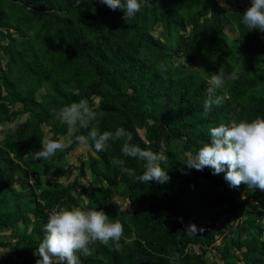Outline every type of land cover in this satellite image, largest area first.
<instances>
[{
    "label": "trees",
    "instance_id": "obj_1",
    "mask_svg": "<svg viewBox=\"0 0 264 264\" xmlns=\"http://www.w3.org/2000/svg\"><path fill=\"white\" fill-rule=\"evenodd\" d=\"M149 2L151 6L128 18L124 9L113 10L102 0H81L79 5L76 0H0V52L8 58L5 69L0 65V82L5 98L18 92L21 106L11 111L0 101V125L28 114L0 139V247L12 240L0 264H37L49 210L72 205L71 183L43 186L38 178L41 164L36 168L29 164L34 174L30 179L17 174L28 158L40 162L27 155L41 147L40 124H47L51 138L57 139L67 126L54 118L53 110L81 98L98 105L96 111L102 115L92 126L101 132L123 127L132 133L133 143L153 151L163 141L168 161L162 167L170 177L163 184L134 182L112 160L123 159L137 175L143 173L144 162L124 157L121 142L110 141L109 149L101 152L89 147L94 156L86 164L90 186L81 188L86 197L82 208L103 209L110 219H119L124 236L119 251L112 242L90 246L92 254L80 255L81 264H172L169 257L174 252L180 254L175 264H208L204 252L209 246L218 253L219 262L213 264H264V192L250 191L243 184L230 188L224 173L213 174L210 167L188 169L182 163L186 158L168 145L169 139L181 140L182 150L194 154L210 140L211 127L232 119L264 117V33L242 23L250 1L225 0L233 2L230 12L218 0ZM155 24L167 37L174 34L172 52L181 56L179 67L186 74L170 66V54L162 53V42L149 33ZM201 49L212 56L214 73L239 75L219 93L230 99L213 106L207 117L203 105L209 73L195 79L191 70L195 52ZM245 53H250L259 71L241 68ZM160 56L168 61L167 74L154 66ZM12 65L33 82L15 86L6 73ZM47 81L51 82L48 112L35 99V83ZM89 130L80 134L86 136ZM79 170L83 172L82 162ZM199 178L222 188L224 193H217L214 201H226L224 207L208 209L211 199ZM112 192L127 199L128 210L107 205ZM189 225L196 226V233H186ZM217 237L220 244L214 245Z\"/></svg>",
    "mask_w": 264,
    "mask_h": 264
},
{
    "label": "clouds",
    "instance_id": "obj_2",
    "mask_svg": "<svg viewBox=\"0 0 264 264\" xmlns=\"http://www.w3.org/2000/svg\"><path fill=\"white\" fill-rule=\"evenodd\" d=\"M109 8L124 9L128 18L134 17L144 6H151L149 0H102ZM81 0H76L79 5ZM221 6L226 7L223 2ZM242 23L248 30L264 33V0H250V5L242 14ZM239 79L238 71L226 74L223 71L211 74L207 80L206 99L203 105V116L207 117L213 106H220L226 99V93L219 94L226 85ZM93 106L86 98L72 102L59 110H53L54 118L67 126V135L61 138H45L41 147L34 153H28L33 159L48 160L57 152H62L72 143L77 142L85 147H94L97 152L109 149V142H121L122 154L144 162V171L137 175L136 170L125 166L123 159L114 158L112 164L133 181L149 183L155 181L163 184L168 176L163 164L168 155L161 141L158 151L142 148L133 143L132 133L123 127L115 131L101 132L92 122L99 118ZM90 129L87 135L80 130ZM210 140L194 154L189 153L182 162L188 169L203 170L210 167L213 174L224 173V179L230 188H239L242 184L250 191L264 192V117L257 116L252 120L232 119L209 129ZM45 236L38 245L37 252L41 257L37 264H81L80 255L90 256L92 245L113 243L116 251L121 248L120 240L124 236V225L119 219L112 220L103 209H84L82 207H58L50 212L45 224ZM186 233H196V226H187ZM172 264L180 259L174 252L169 257Z\"/></svg>",
    "mask_w": 264,
    "mask_h": 264
},
{
    "label": "rangeland",
    "instance_id": "obj_3",
    "mask_svg": "<svg viewBox=\"0 0 264 264\" xmlns=\"http://www.w3.org/2000/svg\"><path fill=\"white\" fill-rule=\"evenodd\" d=\"M231 1V0H230ZM250 1V0H249ZM218 2L221 4L222 2L227 5L226 7L222 6L223 9L227 12H230L231 9L233 8V2L228 4L225 2V0H218ZM188 28H186L187 31ZM149 33L156 39L160 40L163 44L162 46V53L164 54H170L172 58V63L170 66H178L179 70H181L182 73L186 74L187 70L186 69H180L179 64L182 62L181 56L177 54H173L172 49L174 46L175 38L174 34H171V36L167 37L165 35L164 31L161 28L160 24H155L150 28ZM234 32L227 33L228 36H232ZM243 58H245V62L242 63L241 68L243 70H246L250 73H254L256 71H259V67L254 63L253 57L250 55V53H245L242 55ZM8 58L6 55L2 54L0 52V65L3 69L6 68ZM194 61L195 65L191 69L197 78L199 77H206V73H209V77L211 74L214 73L213 71V58L211 55L206 53L204 50H199L195 52L194 56ZM154 66L157 68L159 72L162 74H167L168 72V61L164 56H160L154 61ZM7 77L9 80H12L15 84V86H23V84L31 83L33 82L30 78H27L18 68V65H12L10 69L6 71ZM207 77V80L208 78ZM36 86V91H35V99L40 103L42 108L48 112L49 111V106H50V94H51V82H39L35 83ZM6 89L3 88L1 82H0V101L3 102V104L6 106L8 110H18L20 109V101H17L19 98L18 92L13 90L9 93V98H5ZM11 97H14L12 99ZM28 114L23 113V114H18L13 117L12 120L4 121L0 125V139L3 138L8 132H10L14 126L22 122L27 118ZM40 127L43 131V139L51 137V129L50 127L45 124L41 123ZM138 133L142 135V130H138ZM67 135V128L66 131L62 134H57V138H61L63 136ZM169 147L173 148L174 150L178 151L181 153L182 157L187 158L188 153L183 151L181 148V140L177 139H169L168 141ZM90 156H94L92 151L90 150L89 147H85L84 145L80 143H75L74 146H69L62 152H57L54 156L49 158L48 160H43L40 159V162H33L30 161L29 158L27 159V163L24 167L21 168V171L18 172L17 176L18 178H31L30 176H33L34 174L32 173V170L29 166V164L33 165V168H36L38 164H41L38 169L41 172L39 180L40 183L43 186H48L51 185L54 182H59L63 185H66L68 183H71V187L69 190V196L68 199L71 202V206H76V207H83L86 203V197L81 193V188L82 187H88L90 186V174L89 170L86 166ZM83 163V172L81 173L79 170V166ZM199 182L201 183L204 192L206 195L209 196L211 199V203L208 207L210 211H217L220 207H224L226 204V201L222 203H216L214 201L215 196L217 193H224L221 187L219 186H214L211 183L207 182L206 180L199 178ZM13 185L15 187H19L18 182L14 181ZM107 200V205L110 207H115L118 206L121 210H128V201L127 199L119 196L117 193L112 192L109 197L106 199ZM60 206L53 207V208H58ZM30 221H28V224L26 226V231H29L30 225H31V219L32 216L29 215ZM225 220V217H221V219L216 223L218 226L221 225V222ZM21 226V224H19ZM226 231L225 229H223ZM228 232V231H226ZM6 233V232H5ZM231 235V233H226ZM264 238V236H262ZM229 239L226 238V240ZM12 240L6 239V246L5 247H0V257L2 256H7L8 255V246L11 244ZM220 244V237H217L214 245ZM189 248L195 252H198L199 249L196 246H189ZM204 256L207 260L208 264H213L215 262H219L218 259V253L216 249L212 246H209L205 249Z\"/></svg>",
    "mask_w": 264,
    "mask_h": 264
},
{
    "label": "built area",
    "instance_id": "obj_4",
    "mask_svg": "<svg viewBox=\"0 0 264 264\" xmlns=\"http://www.w3.org/2000/svg\"><path fill=\"white\" fill-rule=\"evenodd\" d=\"M36 192H39V189H37ZM54 209H55V208L50 209L49 212H48V215H49L50 212H52Z\"/></svg>",
    "mask_w": 264,
    "mask_h": 264
},
{
    "label": "crops",
    "instance_id": "obj_5",
    "mask_svg": "<svg viewBox=\"0 0 264 264\" xmlns=\"http://www.w3.org/2000/svg\"><path fill=\"white\" fill-rule=\"evenodd\" d=\"M232 10V9H231Z\"/></svg>",
    "mask_w": 264,
    "mask_h": 264
}]
</instances>
